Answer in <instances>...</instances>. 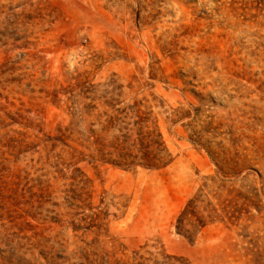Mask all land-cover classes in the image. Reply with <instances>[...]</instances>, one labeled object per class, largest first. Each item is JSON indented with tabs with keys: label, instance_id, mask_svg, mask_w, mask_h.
Segmentation results:
<instances>
[{
	"label": "rangeland",
	"instance_id": "rangeland-1",
	"mask_svg": "<svg viewBox=\"0 0 264 264\" xmlns=\"http://www.w3.org/2000/svg\"><path fill=\"white\" fill-rule=\"evenodd\" d=\"M134 102L171 164L89 160ZM0 264H264V0H0Z\"/></svg>",
	"mask_w": 264,
	"mask_h": 264
},
{
	"label": "trees",
	"instance_id": "trees-1",
	"mask_svg": "<svg viewBox=\"0 0 264 264\" xmlns=\"http://www.w3.org/2000/svg\"><path fill=\"white\" fill-rule=\"evenodd\" d=\"M107 105L111 111L104 115L101 126L105 138H100L85 125L82 129L77 128L78 135L84 137L74 143L87 152L89 160L125 169L160 170L171 164L173 157L151 112L140 108L142 103L134 102L125 109ZM79 154L83 151L79 150Z\"/></svg>",
	"mask_w": 264,
	"mask_h": 264
}]
</instances>
